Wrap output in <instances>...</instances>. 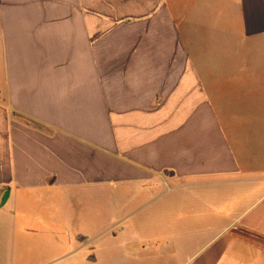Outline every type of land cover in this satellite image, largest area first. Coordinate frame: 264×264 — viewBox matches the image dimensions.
Instances as JSON below:
<instances>
[{
  "label": "crops",
  "instance_id": "obj_1",
  "mask_svg": "<svg viewBox=\"0 0 264 264\" xmlns=\"http://www.w3.org/2000/svg\"><path fill=\"white\" fill-rule=\"evenodd\" d=\"M125 190L145 264H264V0H0V238Z\"/></svg>",
  "mask_w": 264,
  "mask_h": 264
},
{
  "label": "rangeland",
  "instance_id": "obj_2",
  "mask_svg": "<svg viewBox=\"0 0 264 264\" xmlns=\"http://www.w3.org/2000/svg\"><path fill=\"white\" fill-rule=\"evenodd\" d=\"M125 192L105 196V200L96 193L94 201L90 197L88 210L71 209L67 219L53 218L44 226L32 222L24 236L0 238V264H145L138 259L140 246L152 245L158 233L172 234V228L163 223L167 214L175 221L185 215L182 196L175 193L153 199L154 195L145 194L135 199L131 190ZM75 200L71 202L83 203L82 195ZM168 202L178 206L168 211ZM82 230L89 242L74 241L73 233Z\"/></svg>",
  "mask_w": 264,
  "mask_h": 264
}]
</instances>
